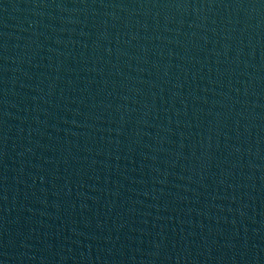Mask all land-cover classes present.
I'll return each instance as SVG.
<instances>
[{"label": "water", "instance_id": "1", "mask_svg": "<svg viewBox=\"0 0 264 264\" xmlns=\"http://www.w3.org/2000/svg\"><path fill=\"white\" fill-rule=\"evenodd\" d=\"M0 264H264V0H0Z\"/></svg>", "mask_w": 264, "mask_h": 264}]
</instances>
